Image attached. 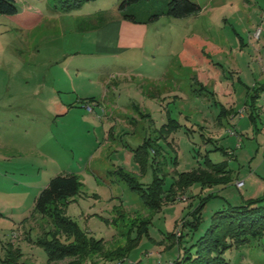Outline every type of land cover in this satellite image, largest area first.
Segmentation results:
<instances>
[{
    "label": "rangeland",
    "instance_id": "1",
    "mask_svg": "<svg viewBox=\"0 0 264 264\" xmlns=\"http://www.w3.org/2000/svg\"><path fill=\"white\" fill-rule=\"evenodd\" d=\"M18 1L33 6L31 12L39 6L43 15L25 27L0 13V264L12 247L23 252L20 263L45 264V250L33 241L53 223L34 213L35 199L58 174L74 173L81 183L66 214L111 246L125 243L129 218L151 213L115 170L146 185L163 175L168 190L182 174L207 167V157L227 160L230 183H195L152 213L149 235L131 257L153 250L161 252V264H175L216 210L264 193V96L256 123L232 118L240 110L249 114V89L264 82V0H194L199 13L162 15L146 26L141 45L116 42L121 52L100 47L105 29L95 25L101 9L115 20L120 0H90L67 10L58 0ZM165 6L166 0H144L127 12L143 20ZM149 138L153 147L143 170L134 155ZM207 196L199 227L184 228ZM224 256L235 264H264V236Z\"/></svg>",
    "mask_w": 264,
    "mask_h": 264
},
{
    "label": "trees",
    "instance_id": "2",
    "mask_svg": "<svg viewBox=\"0 0 264 264\" xmlns=\"http://www.w3.org/2000/svg\"><path fill=\"white\" fill-rule=\"evenodd\" d=\"M58 1L60 3L58 7L67 10L79 7L82 3L90 0ZM142 1L144 0H120L118 9L123 12L125 18L136 21L135 14H129L127 10ZM20 10L18 0H0L1 14L15 16ZM201 10L202 6L194 0H166L165 8L152 9L146 22H154L162 15L184 18L195 15ZM262 95H264V82L249 89L246 105L249 107L250 119L255 122L258 116V101ZM89 100L96 101V98L91 97ZM225 113L228 114L227 111ZM143 115L146 116L147 113ZM151 140L152 138L145 139L136 149L134 155L143 170L148 164V148L153 147ZM221 150L225 155L232 156L231 151L223 148ZM154 151L157 154L161 152V148H154ZM205 160L207 167L182 174L180 178L183 180L174 181L168 190L165 189L163 175L154 174L151 183L146 185L138 181L134 174L121 168L114 171L128 183L132 190L140 194L144 205L151 212L149 216L142 218L137 216L127 220L128 231L122 233V236L125 237L123 245L106 246L108 240L96 238L67 215V204L72 197L80 192L81 183L74 173L53 176L37 195L34 208V213L46 216L52 221L53 228L44 231L33 243L45 250L47 254L45 264H110V262L120 264L123 258H129V254L139 245L142 238L149 235L152 213L160 211L169 202H175L179 194L185 193L195 183L212 186L226 185L232 181V170L228 168L227 160L218 163L208 157ZM209 196H213V194L211 193ZM209 196L202 199L190 211L191 219L183 222L184 228L190 226L195 230L199 227L202 221V211ZM124 216V214H119L118 218L123 219ZM175 234V232L169 234V238H174ZM184 234L182 232L178 237L179 243L182 242ZM262 236H264V193L258 197L246 199L243 203H229L226 207L216 210L205 233L193 244L192 247L195 250L192 251V247L187 248L185 253L175 260V264H235L224 256L225 251L232 247L248 244L251 239ZM93 256L101 259L94 260ZM22 258L21 249L12 247L6 253L3 262L25 264L24 262L20 263ZM60 261H64V263H59Z\"/></svg>",
    "mask_w": 264,
    "mask_h": 264
},
{
    "label": "crops",
    "instance_id": "3",
    "mask_svg": "<svg viewBox=\"0 0 264 264\" xmlns=\"http://www.w3.org/2000/svg\"><path fill=\"white\" fill-rule=\"evenodd\" d=\"M22 5V4H21ZM36 6L35 7V11L37 12H31L32 10H34L33 6H28V7H21L20 12L15 15L14 18L17 19V21L20 19L22 21H19L22 26H27L30 25L33 27L38 21L41 20V15H43L41 13V9H37ZM31 9V10H30ZM119 10V9H118ZM150 11V12H149ZM146 12V18L143 20H139L136 17V21L130 20L128 18L124 17L123 12H121L119 10V12L117 13L115 20H114V15H111V12H107V9H101L98 13L101 15L97 18L95 25L96 27H102L105 30H103L100 33V47L101 48H105L106 50H111V49H115L116 52H121V50H119V48H117V45H123V46H128L129 44H134V43H139V45H141L143 37L145 35V31H146V26L149 27L151 22H146L147 18L149 17V14L152 12V9ZM96 19V17L94 18ZM102 19V20H99ZM114 37H116L115 40ZM264 96V95H262ZM246 105V104H245ZM143 115V114H140ZM263 116V115H262ZM246 118L249 117L248 115H240V112L237 111L236 113L233 114L232 118ZM261 115L257 116V118L260 119ZM251 120V119H250ZM257 121V119H256ZM256 123V122H255ZM261 130L264 131V124H262ZM111 171H108L109 174ZM256 196H252L249 198H254ZM247 198V199H249ZM243 199L246 200V196H243ZM244 201V200H243ZM231 204V203H230ZM140 244V243H139ZM145 246V245H143ZM139 247V245L137 246ZM136 247V248H137ZM141 248V247H140ZM135 249V248H134ZM133 249V250H134ZM132 252V251H131ZM143 257L142 258H133L131 257V253L129 254V258L136 261L138 264H160L162 263L161 260V252H155L153 250H144L143 251ZM29 258V257H28ZM144 258V260H143ZM160 258V260H159ZM26 263V262H24Z\"/></svg>",
    "mask_w": 264,
    "mask_h": 264
},
{
    "label": "built area",
    "instance_id": "4",
    "mask_svg": "<svg viewBox=\"0 0 264 264\" xmlns=\"http://www.w3.org/2000/svg\"><path fill=\"white\" fill-rule=\"evenodd\" d=\"M245 110H240V115L242 114V115H244L243 114V112H244ZM234 132L235 131H231V133L232 134H234ZM239 185H242L243 184V181H241V182H239L238 183ZM120 264H138L136 261H134V260H132V259H130V258H128V257H125V258H123V260L120 262ZM161 264V263H160ZM169 264H174V263H169Z\"/></svg>",
    "mask_w": 264,
    "mask_h": 264
}]
</instances>
